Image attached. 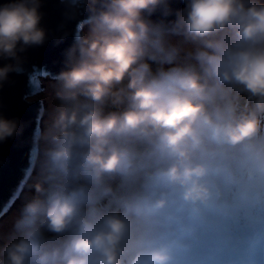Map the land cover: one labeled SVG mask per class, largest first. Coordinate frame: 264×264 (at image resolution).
<instances>
[{
	"label": "clouds",
	"instance_id": "obj_1",
	"mask_svg": "<svg viewBox=\"0 0 264 264\" xmlns=\"http://www.w3.org/2000/svg\"><path fill=\"white\" fill-rule=\"evenodd\" d=\"M61 3L87 15L63 69L29 74L51 100L0 264H264V0ZM41 6L0 4V88L45 43ZM23 131L0 115V143Z\"/></svg>",
	"mask_w": 264,
	"mask_h": 264
},
{
	"label": "water",
	"instance_id": "obj_2",
	"mask_svg": "<svg viewBox=\"0 0 264 264\" xmlns=\"http://www.w3.org/2000/svg\"><path fill=\"white\" fill-rule=\"evenodd\" d=\"M8 0H0V4ZM40 11L43 14L41 26L46 30V40L42 46H33L21 53L24 60L25 73L10 74L8 82L0 88V115L7 119H19L24 127L21 135L9 138L5 143H0V210L6 217L13 207H9V194L17 188L25 175V169L29 166L28 152L32 146V135L40 126L39 113L45 99L51 93L49 87L53 83L51 77L43 78L41 83L44 91L39 96L25 97L29 93V74L34 70L46 71L56 74L64 67V52L74 42L78 26L86 18V13H81L75 19H69L66 13L69 11L61 0H41ZM173 12L182 9L183 0H171ZM175 16L168 17L169 20ZM153 21L162 19L160 13L151 17ZM85 31V28H81ZM62 40L61 38L65 37ZM13 61L0 60V67Z\"/></svg>",
	"mask_w": 264,
	"mask_h": 264
},
{
	"label": "rangeland",
	"instance_id": "obj_3",
	"mask_svg": "<svg viewBox=\"0 0 264 264\" xmlns=\"http://www.w3.org/2000/svg\"><path fill=\"white\" fill-rule=\"evenodd\" d=\"M86 31V30H85ZM46 97H48V99H45V107L47 108L49 106V103H50V100H51V96L50 94L47 95ZM14 210V208L12 209V211ZM12 213V212H11ZM10 213V215H11ZM7 220V217L2 221L0 222V225H3L4 228L6 229L7 225L5 224V221Z\"/></svg>",
	"mask_w": 264,
	"mask_h": 264
},
{
	"label": "bare ground",
	"instance_id": "obj_4",
	"mask_svg": "<svg viewBox=\"0 0 264 264\" xmlns=\"http://www.w3.org/2000/svg\"><path fill=\"white\" fill-rule=\"evenodd\" d=\"M13 207H14V206H13ZM9 215H10V214H8L7 216H9ZM7 216H6V217H7ZM6 217H4L3 220H4ZM3 220H0V222H2Z\"/></svg>",
	"mask_w": 264,
	"mask_h": 264
},
{
	"label": "trees",
	"instance_id": "obj_5",
	"mask_svg": "<svg viewBox=\"0 0 264 264\" xmlns=\"http://www.w3.org/2000/svg\"><path fill=\"white\" fill-rule=\"evenodd\" d=\"M52 84V83H51Z\"/></svg>",
	"mask_w": 264,
	"mask_h": 264
}]
</instances>
